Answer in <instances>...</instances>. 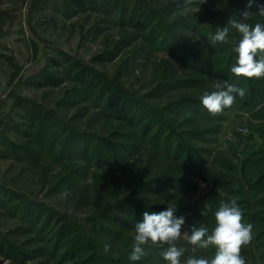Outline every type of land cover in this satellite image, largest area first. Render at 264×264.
I'll use <instances>...</instances> for the list:
<instances>
[{
	"label": "rangeland",
	"instance_id": "rangeland-1",
	"mask_svg": "<svg viewBox=\"0 0 264 264\" xmlns=\"http://www.w3.org/2000/svg\"><path fill=\"white\" fill-rule=\"evenodd\" d=\"M246 5L0 0V264H168L167 246L129 260L143 213L211 231L233 199L253 225L241 255L264 264V77L231 73L237 30L210 40ZM217 71L246 95L212 115ZM178 246L182 264L216 251Z\"/></svg>",
	"mask_w": 264,
	"mask_h": 264
},
{
	"label": "clouds",
	"instance_id": "clouds-1",
	"mask_svg": "<svg viewBox=\"0 0 264 264\" xmlns=\"http://www.w3.org/2000/svg\"><path fill=\"white\" fill-rule=\"evenodd\" d=\"M204 4L207 0H183V5L190 8L195 3ZM256 4L258 11L255 13L264 17V5L257 4L256 0H247V5L240 13L242 19L232 17L227 26L217 30L210 37L213 44L227 43L229 28H233L241 34L238 45L234 47L237 54L236 62L230 71L236 77L247 79L264 77V24L256 23L254 26L244 21L253 16L250 10ZM214 91H205L200 96V103L212 115L220 114L225 108H230L237 95L244 98L246 89L238 87L228 81L217 82L213 85ZM68 194L65 190L62 195ZM210 210L205 203L201 210V216H207ZM175 208L168 207L164 211L143 213V219L135 225L134 245L129 255V260L140 261L145 255V246L156 245L164 247L161 253L168 264H182L181 257L186 249L178 246V241L184 237L195 249H208L210 246L216 249L215 254L209 259L205 257L189 256L183 264H247L241 255L242 248L253 239V225L243 222V210L236 199L230 202H221L215 212V226L209 231L205 225L192 226L190 234L181 229L185 224V217L177 218L174 215ZM110 245L105 244L104 251H109Z\"/></svg>",
	"mask_w": 264,
	"mask_h": 264
},
{
	"label": "trees",
	"instance_id": "trees-1",
	"mask_svg": "<svg viewBox=\"0 0 264 264\" xmlns=\"http://www.w3.org/2000/svg\"><path fill=\"white\" fill-rule=\"evenodd\" d=\"M74 1V0H73ZM215 76H220V77H222V79H224V80H229V77H227V75H225V74H222V73H220V71H217V73L215 74ZM229 82V81H228ZM110 106H117L116 105V103L115 102H113V100L111 99V101H110ZM119 110H120V107H119Z\"/></svg>",
	"mask_w": 264,
	"mask_h": 264
}]
</instances>
